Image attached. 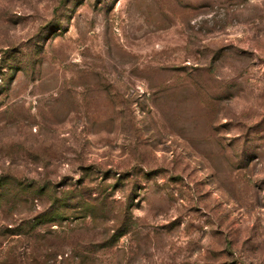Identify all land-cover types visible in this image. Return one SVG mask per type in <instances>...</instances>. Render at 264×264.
<instances>
[{
  "label": "rangeland",
  "instance_id": "obj_1",
  "mask_svg": "<svg viewBox=\"0 0 264 264\" xmlns=\"http://www.w3.org/2000/svg\"><path fill=\"white\" fill-rule=\"evenodd\" d=\"M0 264H264V0H0Z\"/></svg>",
  "mask_w": 264,
  "mask_h": 264
}]
</instances>
